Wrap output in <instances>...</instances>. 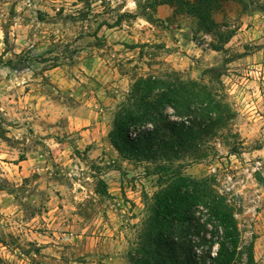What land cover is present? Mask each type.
Masks as SVG:
<instances>
[{
	"label": "rangeland",
	"instance_id": "rangeland-1",
	"mask_svg": "<svg viewBox=\"0 0 264 264\" xmlns=\"http://www.w3.org/2000/svg\"><path fill=\"white\" fill-rule=\"evenodd\" d=\"M129 2L29 0L41 6L17 13L23 0H12L7 19L0 15V68L23 80L5 90L13 77H0V264H112L117 251L126 258V225L141 217L155 176L145 173L150 163L122 156L108 133L125 85L152 69L205 84L229 107L206 138L207 157L183 172L212 177L235 204L236 264H245L251 240L253 264H264V0H246L244 10L229 3L215 16L234 29L222 50L208 45L214 36L194 35L189 18L160 24L153 16L155 40L138 50L149 25L139 14L144 0ZM17 15L27 29L19 53Z\"/></svg>",
	"mask_w": 264,
	"mask_h": 264
},
{
	"label": "trees",
	"instance_id": "trees-1",
	"mask_svg": "<svg viewBox=\"0 0 264 264\" xmlns=\"http://www.w3.org/2000/svg\"><path fill=\"white\" fill-rule=\"evenodd\" d=\"M229 3L246 8V0H144L139 14L151 20L156 7L166 4L173 18L191 19L192 33L214 36L208 45L222 50L234 29L215 16ZM125 88L108 137L122 156L150 163L145 173L155 176L141 217L126 225L131 230L127 263L236 264L241 252L235 204L212 177L183 172L207 157L206 138L217 131L229 107L207 85L172 69L138 73ZM252 247L253 240L245 264L254 263Z\"/></svg>",
	"mask_w": 264,
	"mask_h": 264
},
{
	"label": "clouds",
	"instance_id": "clouds-1",
	"mask_svg": "<svg viewBox=\"0 0 264 264\" xmlns=\"http://www.w3.org/2000/svg\"><path fill=\"white\" fill-rule=\"evenodd\" d=\"M11 2H12V0H8L7 3H4V4H3V10H2V13H0V15H2V17H3L4 20L7 19L8 5H9V3H11ZM70 2H71V0H69V3H70ZM25 5H27L29 9L36 8V7H40V6H41L39 3H35V4H33V3H29V0H23V3L18 4V5L16 6L15 11H16L17 13H20L21 10L25 7ZM56 6L58 7L59 4H57ZM134 6H135V5H134L133 3H131V0H130V2L127 4V7L130 8V9L133 8ZM76 7H80V5L77 4ZM113 7H115V3H113ZM65 9H66V11H69V10H70V9L68 8L67 5H65ZM121 11H123V9H121ZM27 14H28V13H25V15H27ZM50 14L54 15V13H50ZM33 16H34V13H33ZM15 19H16V23H15V28L13 29V31L19 29L20 35H19V37H18V38L16 39V41H15V42L17 43L18 47H16L13 51H15L16 53H19V52L22 51V49H23L25 46H27V41L25 40V34H26L27 29H21V28H20L21 17H20L19 15H17V17H16ZM0 36H2V31H0ZM2 50H3V44H2V42H0V51H2ZM11 55H12V53H7V54L5 55V58H7L8 56H11ZM9 75H11V76L13 77V79L11 80V82H10L9 84H6V85H5V90H7L8 87H11V86L15 85L16 83L23 84V80L17 81V80L14 78V77H15V73H14V72H10V70H9L7 67L0 68V77H3V76H9ZM24 75H25L26 77H29V76L31 75V72H30V71H27V72L24 73ZM89 75H92V73H89ZM193 75H195V74H193ZM85 82H87V81H85ZM75 83H76V81H72V84H75ZM225 83L227 84L228 81L225 80ZM67 86H68V87H71V84H69V85H67ZM125 91H127V88H125ZM97 95H98L99 99L103 102L104 97H103V93H102V91L98 92ZM95 106H96V105H94V107H95ZM15 118H16L17 120L20 119L19 116H16ZM24 118L27 119V118H29V117L25 116ZM8 119H13V116H12V115L8 116ZM53 119H55L54 116H53ZM23 131H24V129L22 128V129H20L19 131L15 132L14 135H16L17 138H19L20 133L23 132ZM37 131H39V129H37ZM102 134H103V133L101 132V135H102ZM49 143H51V142L49 141ZM53 146H54V145H53ZM81 146H82V145H81ZM77 186H78V185H77ZM65 239L67 240L68 238L65 237Z\"/></svg>",
	"mask_w": 264,
	"mask_h": 264
},
{
	"label": "crops",
	"instance_id": "crops-1",
	"mask_svg": "<svg viewBox=\"0 0 264 264\" xmlns=\"http://www.w3.org/2000/svg\"><path fill=\"white\" fill-rule=\"evenodd\" d=\"M172 14H173V10H172V8L171 7H169L168 5H166V4H161V5H158L157 7H156V10H155V12L153 13V18L154 19H160V20H163L162 22L164 23V24H166L168 21H169V19L170 18H173V16H172ZM142 21H144L145 23H147L149 26H144V28H146L147 29V31H149V35H150V37H146L145 39L143 38V37H140V41H138L141 45L140 46H138V50H139V48L140 49H142V48H144V47H146L147 46V43H151V41L152 40H155V36H154V34L151 32L150 33V30L152 29H154V26L152 25V22H150L149 20H146V19H144V20H142ZM157 21V20H156ZM158 22V21H157ZM143 28V29H144ZM144 33H146L145 31H144ZM128 37H131L132 38V36H128ZM132 41V40H131ZM123 46H126L125 44H122ZM149 45V44H148ZM127 47V46H126ZM128 48V47H127ZM133 53V52H132ZM135 54H138V52H136V53H134V55ZM136 60V58L134 59V61ZM136 62H138L140 65H142V64H144L143 63V60H141V58L139 57V59H138V61H136ZM137 69V68H136ZM129 82V81H128ZM127 85V84H126ZM126 85H125V87H126ZM124 87V88H125ZM111 257H109V259H110ZM112 260H114V263H112V264H128L127 263V261H126V258H125V256H124V253L123 252H121V251H117V252H115V256H114V258L112 257L111 258Z\"/></svg>",
	"mask_w": 264,
	"mask_h": 264
}]
</instances>
